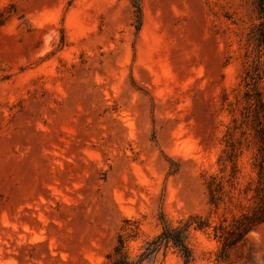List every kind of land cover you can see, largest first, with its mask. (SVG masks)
<instances>
[{
    "label": "rangeland",
    "instance_id": "374dc122",
    "mask_svg": "<svg viewBox=\"0 0 264 264\" xmlns=\"http://www.w3.org/2000/svg\"><path fill=\"white\" fill-rule=\"evenodd\" d=\"M136 1L0 0V264H264L261 0Z\"/></svg>",
    "mask_w": 264,
    "mask_h": 264
},
{
    "label": "trees",
    "instance_id": "16d2710c",
    "mask_svg": "<svg viewBox=\"0 0 264 264\" xmlns=\"http://www.w3.org/2000/svg\"><path fill=\"white\" fill-rule=\"evenodd\" d=\"M133 7L135 8L136 21L135 26L137 30H140L142 26V9L136 0H131ZM261 10L264 13V0H261ZM1 22V21H0ZM261 39H262V58L264 62V21L261 28ZM249 100L252 102V105L255 107L256 117H264V92L257 90L253 95H249ZM260 149L259 153L261 157L264 158V128L258 131V136ZM214 182L211 181L209 188L213 198H216L218 192L221 190V184L216 182V178H213ZM264 223V207L259 210L253 216L245 217L243 220H239L236 223V229L238 230L237 235L233 241H231L227 246L232 247L237 242H239L246 234H248L255 226ZM195 222L188 221L185 225L186 229L182 228H173L169 225H165L164 231L159 235L155 240L148 244L145 252H143L139 257V260L132 261L129 253L126 249V241L123 236L119 237V244L115 247L113 256L110 257V264H142L146 259H148L152 254L157 252L164 243H172L177 249H179L185 264H189L193 260V254L191 249L186 243L185 232L190 229ZM195 227L199 230L204 229L202 223H198Z\"/></svg>",
    "mask_w": 264,
    "mask_h": 264
}]
</instances>
